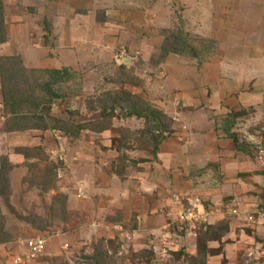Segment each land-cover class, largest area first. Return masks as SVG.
Instances as JSON below:
<instances>
[{
    "label": "rangeland",
    "instance_id": "rangeland-1",
    "mask_svg": "<svg viewBox=\"0 0 264 264\" xmlns=\"http://www.w3.org/2000/svg\"><path fill=\"white\" fill-rule=\"evenodd\" d=\"M27 1L0 0V264H264L263 4Z\"/></svg>",
    "mask_w": 264,
    "mask_h": 264
},
{
    "label": "crops",
    "instance_id": "crops-1",
    "mask_svg": "<svg viewBox=\"0 0 264 264\" xmlns=\"http://www.w3.org/2000/svg\"><path fill=\"white\" fill-rule=\"evenodd\" d=\"M24 1H27V0H24ZM38 2H41V0H37ZM28 3H32V2H36V0H31V1H27ZM256 4H263L262 6H264V0H259L258 2L256 1L255 2ZM187 153L186 154H181V155H178V157H176V160H179V161H176L175 165H181V162H183V165H187V167H185L184 169L186 171H189L190 167L191 166H208V164L210 163V161L212 160L213 163H215L214 161H217L219 160V157L216 156V154H210V155H201L200 153H198L197 151H194L192 149H188V151H186ZM231 153V152H230ZM227 163V166L226 163H223L225 162ZM228 161V162H227ZM230 165H235L237 168H240V167H243L246 166V163L242 164L240 161H237L236 159H234V157H227L226 159H224V161L221 162L220 166L221 167H217V171L219 172H225V170L223 171V169L227 168V167H231ZM236 167L232 168V169H235ZM178 167H176V170L174 172V174H177L178 173ZM231 169V170H232ZM237 172V171H236ZM181 173V172H180ZM227 173H224L225 175V180H227L229 178V176L227 177L226 176ZM229 175V174H228ZM231 178V176H230ZM252 182L255 181V182H250L249 184L246 183V185L250 186V187H253V188H259V186L263 185L264 183V178L262 175H252L250 178H249ZM222 187V186H221ZM224 187V185H223Z\"/></svg>",
    "mask_w": 264,
    "mask_h": 264
},
{
    "label": "built area",
    "instance_id": "built-area-1",
    "mask_svg": "<svg viewBox=\"0 0 264 264\" xmlns=\"http://www.w3.org/2000/svg\"><path fill=\"white\" fill-rule=\"evenodd\" d=\"M262 153H263V150H261V152H260V155H261L260 158L261 159H262ZM191 210L192 209L190 208L189 210H187V212L181 213V215H180V221L181 222L193 220L194 214ZM194 219H195V217H194ZM42 248H44V240L43 239L38 238L37 240L28 241L27 242V251L23 254H18L13 260L14 264H25V257L26 256L28 257V259L35 257L39 252H41Z\"/></svg>",
    "mask_w": 264,
    "mask_h": 264
}]
</instances>
